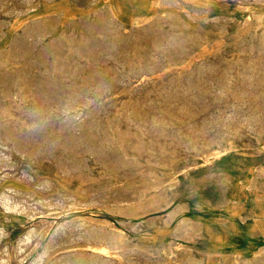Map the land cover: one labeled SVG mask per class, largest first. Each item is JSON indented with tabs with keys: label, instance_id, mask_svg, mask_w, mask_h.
<instances>
[{
	"label": "rangeland",
	"instance_id": "obj_1",
	"mask_svg": "<svg viewBox=\"0 0 264 264\" xmlns=\"http://www.w3.org/2000/svg\"><path fill=\"white\" fill-rule=\"evenodd\" d=\"M0 8V75H29L26 61L48 48L33 72L56 63L63 78L47 96L18 77L0 83V264H264V0Z\"/></svg>",
	"mask_w": 264,
	"mask_h": 264
},
{
	"label": "bare ground",
	"instance_id": "obj_2",
	"mask_svg": "<svg viewBox=\"0 0 264 264\" xmlns=\"http://www.w3.org/2000/svg\"><path fill=\"white\" fill-rule=\"evenodd\" d=\"M52 1V0H51ZM34 2V1H33ZM74 2V1H73ZM96 2V1H95ZM13 3V2H12ZM93 3V2H92ZM209 3V2H208ZM116 7H118V6H116ZM8 8V7H7ZM27 8V7H26ZM25 8V9H26ZM1 9V8H0ZM12 10V9H11ZM116 11V10H115ZM247 11V10H246ZM6 12V11H5ZM118 12V11H117ZM120 12V11H119ZM109 13V12H108ZM111 13V12H110ZM115 13V12H114ZM119 15V14H118ZM121 15V14H120ZM254 16V15H253ZM10 17V16H9ZM96 19V18H95ZM21 20V19H20ZM85 22V21H84ZM135 22V21H134ZM134 22H132V24L134 23ZM180 22V21H179ZM113 23V22H112ZM111 23V24H112ZM248 23V22H247ZM261 23V22H260ZM3 24H4V22H3ZM6 24V23H5ZM43 25H38L37 26V28L35 29V30H33V31H31V33L29 34V36L28 37H30V39H31V43H26V44H22V46L20 47V49L22 50V52H24V54H26L25 55V57L26 58H29L28 57V55H31L32 53L34 54V51H35V47H37V44H39V42H41V39L43 38V37H45L46 35H47V27H48V25L47 24H45V23H42ZM115 25V24H114ZM134 25V24H133ZM6 26V25H5ZM116 26H117V24H116ZM244 26V25H243ZM54 27V26H53ZM136 27V26H135ZM184 27V26H183ZM31 29H32V27H31ZM73 29V28H72ZM85 29V28H84ZM116 29V28H115ZM139 32V31H138ZM243 32V31H242ZM246 32V31H245ZM81 33V32H80ZM136 33V32H135ZM182 33V32H181ZM2 34V33H1ZM65 34V33H64ZM178 34H179V32H178ZM83 35V34H82ZM81 35V36H82ZM111 35V34H110ZM219 35V34H218ZM242 35V34H241ZM264 37V36H263ZM84 38V37H83ZM114 38V37H113ZM207 38V37H206ZM84 39H86V38H84ZM83 40V39H82ZM238 40V39H237ZM88 41V40H87ZM91 41V40H90ZM111 41V40H110ZM72 42V41H71ZM75 42H77L78 43V41H75ZM121 43L120 44H122V41H120ZM68 43V42H67ZM66 43V44H67ZM85 43V42H84ZM89 43V42H88ZM175 43V42H174ZM71 44V43H70ZM69 44V45H70ZM75 44V43H74ZM74 44H72V45H74ZM79 44H81V43H79ZM78 44V45H79ZM93 44H95V42L93 43ZM118 44V43H117ZM119 44V45H120ZM72 45H70V46H72ZM85 45V44H84ZM88 45V44H87ZM90 45H91V43H90ZM89 45V46H90ZM68 46V45H67ZM75 46V45H74ZM81 46V45H80ZM93 46V45H92ZM125 46V45H124ZM78 47V46H77ZM77 47H75L74 49H76ZM84 47V46H83ZM85 47H86V45H85ZM119 47V46H118ZM128 47V46H127ZM38 48V47H37ZM73 48V47H72ZM72 48H70V49H72ZM80 48H82V47H80ZM90 48H93V47H90ZM122 48V47H121ZM157 48V47H156ZM159 48V47H158ZM66 49V48H65ZM70 49H68V51L70 50ZM73 49V50H74ZM86 49V48H85ZM39 50V49H38ZM62 50V49H61ZM65 51V50H64ZM75 51V50H74ZM112 51V50H111ZM21 52V53H22ZM59 52H61V51H59ZM59 52H57V53H59ZM81 52V51H80ZM50 53H52V50L51 49H48V48H46V49H41V50H39V51H37V54L36 55H33V56H35V57H33V56H31V59L29 60V61H26L27 62V65L29 66V70H28V72H29V75L28 74H26L25 75V73H24V76H22V75H18L17 77L19 78V79H22L23 80V83L25 84V85H27V88H28V86H30L29 88H33V90L37 93V95H40V96H47V94H48V86L49 85H51L52 83L54 84V86H56V85H58L59 83H62L63 82V78H62V74H61V71L59 70V67H56V63H55V66H54V64L52 63V61H51V63L53 64V66H52V68L50 69V70H48V72L46 73V75L44 74L45 73V71H44V73H41V74H44V76L45 77H43L42 76V78H40L39 76H37L36 74V70H38L39 68H37L38 67V65L37 64H40V62L41 61H43V59H44V57L45 56H47V55H49ZM73 53V52H72ZM194 53V52H193ZM23 54V53H22ZM62 54L64 55V53L62 52ZM67 54V53H66ZM71 54V53H70ZM75 54V53H74ZM134 54V53H133ZM187 54V53H186ZM253 54V53H252ZM58 55V54H57ZM62 55V56H63ZM75 55H77V54H75ZM24 56V55H23ZM53 56H55V54L53 55ZM66 56V55H65ZM72 56V55H71ZM189 56V55H188ZM66 57H68V56H66ZM153 57V56H152ZM238 57V56H237ZM2 58V57H1ZM17 58V56L15 55V59ZM21 58H23V57H21ZM26 58H25V60H26ZM52 58V57H51ZM53 58H55V57H53ZM60 58V57H59ZM58 58V59H59ZM63 58V57H62ZM81 58V57H80ZM151 58V57H150ZM233 58V57H232ZM262 58V57H261ZM48 59H49V57H48ZM56 59V58H55ZM55 59H52V60H55ZM65 59V58H64ZM68 59V58H67ZM74 59V58H73ZM79 59V58H78ZM100 59V58H99ZM24 60V61H25ZM45 60V59H44ZM57 60V59H56ZM81 60V59H80ZM79 60V61H80ZM260 60V59H259ZM1 61V60H0ZM23 61V62H24ZM64 61V60H63ZM68 60H66V62H67ZM73 61V60H72ZM86 61V60H85ZM151 61V60H150ZM185 61V60H184ZM3 62V61H2ZM49 62V61H48ZM56 62V61H55ZM66 62H63V63H66ZM75 61H73L72 63H74ZM77 62V61H76ZM84 62V61H83ZM15 60L12 58V57H10V56H8V57H6L5 58V60H4V62L2 63V65H3V67L4 68H6V67H8V66H10V64L11 65H14L15 66ZM61 63H62V61H61ZM60 63V64H61ZM62 63V64H63ZM79 63V62H78ZM80 63H82V62H80ZM24 64V63H23ZM43 64H44V62H43ZM130 64V63H129ZM253 64V63H252ZM41 65V64H40ZM46 65H47V63L44 65L45 67H46ZM48 65H49V63H48ZM51 65V64H50ZM49 65V66H50ZM67 65H69L70 66V63L69 64H67ZM81 65H83V63L81 64ZM175 65V64H174ZM24 66H25V64H24ZM62 66H64V65H62ZM68 66V68H70ZM74 66V65H73ZM78 66V65H77ZM238 66V65H237ZM40 67V66H39ZM65 68H66V66H64ZM75 67V66H74ZM74 67H72L73 69H74ZM82 67V66H81ZM84 67V66H83ZM203 67V66H202ZM205 67V66H204ZM248 67V66H247ZM25 68V67H24ZM75 68H77V67H75ZM235 68V67H234ZM3 69V68H2ZM13 69V68H12ZM41 69V68H40ZM46 70H47V68H45ZM71 69V68H70ZM72 69V70H73ZM82 69H85V67L84 68H82ZM92 69H94V68H92ZM130 69V68H129ZM0 70H1V68H0ZM4 71H5V69H3ZM1 71V72H4V71ZM21 70H24L23 68L21 69ZM36 71L35 73L33 72V71ZM68 70V69H67ZM86 70H87V67H86ZM200 70H201V67H200ZM207 70V69H206ZM39 71V70H38ZM77 71V70H76ZM80 71V70H79ZM88 71H90V69L88 70ZM87 71V72H88ZM208 71V70H207ZM210 71V70H209ZM216 71V70H215ZM214 71V72H215ZM0 72V73H1ZM7 72H8V70H7ZM21 72V71H20ZM25 72V71H24ZM27 72V73H28ZM32 72V73H31ZM42 72H43V70H42ZM65 73L67 72V71H64ZM71 72V71H70ZM78 72V71H77ZM80 72H82V71H80ZM85 72V71H84ZM83 72V73H84ZM153 72V71H152ZM238 72V71H237ZM5 73H6V71H5ZM72 73H74V72H72ZM71 73V74H72ZM79 73V72H78ZM77 73V74H78ZM118 73V72H117ZM138 73V72H137ZM212 73V72H211ZM225 73V72H224ZM232 73V72H231ZM230 73V74H231ZM239 73V72H238ZM40 74V73H39ZM61 74V75H60ZM64 74V73H63ZM71 74L69 75V74H67V75H69V77L71 76ZM75 74V73H74ZM73 74V75H74ZM82 74V73H81ZM91 74V73H90ZM260 74V73H259ZM66 75V74H65ZM203 75V74H202ZM1 76V75H0ZM3 76V75H2ZM1 76V77H2ZM41 76V75H40ZM88 76H89V72H88ZM222 76V75H221ZM6 77V76H5ZM5 77H2V78H0V83H4L5 82V80L6 79H9L10 77V79H9V81H8V83L10 82V83H12V82H14V81H17L18 79H17V77H16V75H15V78H12V76H10V77H7V78H5ZM78 77V76H77ZM80 77V76H79ZM98 77V76H97ZM116 77V76H115ZM199 77V76H198ZM258 77V76H257ZM264 77V76H263ZM68 78V76H66V79ZM74 78V77H73ZM76 78V77H75ZM126 78V77H125ZM222 78H224V75H223V77ZM247 78H249V77H247ZM17 79V80H16ZM65 79V80H66ZM99 79V78H98ZM97 79V80H98ZM226 79V78H225ZM228 79V78H227ZM231 79H232V77H231ZM3 80H4V82H3ZM77 79H75V81H76ZM78 80H80V81H82V79H78ZM115 80V79H114ZM206 80V79H205ZM72 81H73V79H72ZM84 81V80H83ZM82 81V82H83ZM96 81V80H95ZM94 81V82H95ZM100 81V80H99ZM203 81V80H202ZM225 81V80H224ZM229 81H231V80H229ZM66 82V81H65ZM71 82V81H70ZM82 82H77V83H82ZM116 82V81H115ZM173 82V81H172ZM189 82V81H188ZM226 82V81H225ZM224 82V83H225ZM6 83V82H5ZM69 83V82H68ZM77 83H75V84H77ZM100 83V82H99ZM123 83V82H122ZM155 83V82H154ZM180 83V82H179ZM201 83V82H200ZM203 83V82H202ZM206 83V82H205ZM227 83H229V82H227ZM20 84V83H19ZM18 84V85H19ZM21 84H22V82H21ZM73 84V83H72ZM95 84V83H94ZM207 84V83H206ZM208 84H209V82H208ZM211 84V83H210ZM209 84V85H210ZM226 84V83H225ZM243 84V83H242ZM17 85V86H18ZM64 85V84H63ZM68 85V84H67ZM74 85V84H73ZM79 85V84H78ZM82 85V84H81ZM99 85V84H98ZM165 85V84H164ZM229 85H230V83H229ZM4 86V85H3ZM16 86V87H17ZM20 86V85H19ZM75 86V85H74ZM83 86H84V84H83ZM82 86V87H83ZM91 86H92V84H91ZM102 86V85H101ZM130 86V85H129ZM173 86V85H172ZM181 86V85H180ZM212 86V85H211ZM21 87H23V86H21ZM60 87V86H59ZM98 87V86H97ZM96 87V88H97ZM127 87V86H126ZM165 87V86H164ZM198 87V86H197ZM208 87V86H207ZM20 88V87H19ZM74 88V87H73ZM84 88H85V86H84ZM84 88H83V90H84ZM90 88V87H89ZM101 89L103 88V87H100ZM162 88V87H161ZM179 88V87H178ZM17 89V88H16ZM22 89V88H21ZM21 89L19 90V91H21ZM26 89V88H25ZM86 89V88H85ZM201 89V88H200ZM225 89H226V87H225ZM15 90V89H14ZM18 90V89H17ZM28 90V89H27ZM32 90V91H33ZM177 90V89H176ZM227 90V89H226ZM229 90V89H228ZM1 91V90H0ZM26 91V90H25ZM187 91V90H186ZM217 91V90H216ZM90 92V91H89ZM96 92V91H95ZM107 94H108V92L107 91H105ZM126 92V91H125ZM208 92V91H207ZM22 93V92H21ZM28 93V92H27ZM83 93H84V91H83ZM87 93V92H86ZM142 93V92H141ZM173 93V92H172ZM175 93V92H174ZM185 93V92H184ZM206 93V92H205ZM221 93V92H220ZM20 94V93H19ZM106 94V95H107ZM124 94V93H123ZM167 94V93H166ZM171 94V93H170ZM84 95H85V93H84ZM90 95V94H89ZM121 95H122V93H121ZM151 95V94H150ZM153 95V94H152ZM164 95V94H163ZM174 95V94H173ZM177 95H179V94H177ZM212 95V94H211ZM215 95V94H214ZM241 95V94H240ZM16 96L18 97V95L16 94ZM160 96V95H159ZM162 96V95H161ZM81 97V96H80ZM82 97H83V95H82ZM85 97H87V96H85ZM163 97V96H162ZM185 97H186V95H185ZM59 98V97H58ZM165 98V97H164ZM182 98V97H181ZM183 98H184V96H183ZM24 99V98H23ZM170 99H172V98H170ZM174 99V98H173ZM180 99V98H179ZM193 99V98H192ZM83 100L84 101H87V100H85L84 98H83ZM182 100V99H181ZM89 101V100H88ZM97 101V100H96ZM163 101H164V99H163ZM173 101V100H172ZM186 101V100H185ZM217 101V100H216ZM68 102V101H67ZM180 102V101H179ZM187 102V101H186ZM186 102H185V104H186ZM188 102H189V100H188ZM187 102V103H188ZM65 103V102H64ZM70 103V102H69ZM87 103V102H86ZM160 103V102H159ZM162 103V102H161ZM167 103V102H166ZM183 103V102H182ZM71 104H73V103H71ZM76 104V103H75ZM103 104V103H102ZM86 105H88V104H86ZM130 105V104H129ZM143 105V104H142ZM152 105V104H151ZM155 105V104H154ZM164 105V104H163ZM167 105V104H166ZM176 105V104H175ZM188 105V104H187ZM209 105V104H208ZM216 105V104H215ZM78 106V105H77ZM144 106V105H143ZM185 106V105H184ZM192 106V105H191ZM57 107V106H56ZM67 107V106H66ZM180 107V106H179ZM193 107V106H192ZM142 108V107H141ZM145 108V107H144ZM169 108V107H168ZM183 108V107H182ZM186 108V107H185ZM195 108H197V107H195ZM209 108H211V107H209ZM32 109V108H31ZM59 109V108H58ZM67 109V108H66ZM93 109V108H92ZM109 109V108H108ZM136 109V108H135ZM134 108L132 109V110H135ZM143 109V108H142ZM179 109V108H178ZM181 109V108H180ZM188 109V111H189V107L187 108ZM186 109V110H187ZM72 110V109H71ZM131 110V111H132ZM136 110H138V109H136ZM135 110V112H137ZM163 110V109H162ZM239 110V109H238ZM61 111V110H60ZM77 111V110H76ZM130 111V110H129ZM182 111H184V108H183V110ZM208 111V110H207ZM224 111V110H223ZM91 112V111H90ZM121 112V111H120ZM128 112V111H127ZM140 112V111H139ZM144 112V111H143ZM191 112V111H190ZM205 112V111H204ZM64 113V112H63ZM70 113V112H69ZM68 113V114H69ZM92 113V112H91ZM94 113V112H93ZM132 113H134V112H132ZM147 113V112H146ZM183 113V112H182ZM187 113V112H186ZM186 113H184V115L186 114ZM189 113V112H188ZM187 113V114H188ZM192 113V112H191ZM191 113H190V115H191ZM200 113H202V112H200ZM131 114V113H130ZM138 115H139V113H137ZM145 114V113H144ZM143 114V115H144ZM179 114V113H178ZM181 114V113H180ZM179 114V115H180ZM127 115H129V114H127ZM134 115H135V113H134ZM137 115V116H138ZM143 115H142V117H143ZM145 115H147V114H145ZM172 115V114H171ZM189 114H188V116H190ZM192 115H193V113H192ZM74 116V115H73ZM78 116V115H77ZM181 116V115H180ZM131 117V116H130ZM140 117V116H139ZM177 117V116H176ZM192 117V116H191ZM114 118V117H113ZM198 118V117H197ZM129 119V118H128ZM135 119V118H134ZM158 119V118H157ZM178 119V118H177ZM196 119V118H195ZM241 119V118H240ZM95 120V119H94ZM104 120V119H103ZM131 120V119H130ZM133 120V119H132ZM160 120V119H159ZM181 120V119H180ZM247 120V119H246ZM248 120H249V118H248ZM83 121V120H82ZM138 121V120H137ZM155 121V120H154ZM163 121H165V120H163ZM254 121V120H253ZM62 122V121H61ZM65 122V121H64ZM68 122V121H67ZM148 122V121H147ZM178 122H179V120H178ZM214 122V121H213ZM102 124V123H101ZM145 124V123H144ZM157 124V123H156ZM164 124V123H163ZM210 124V123H209ZM106 125V124H105ZM134 125V124H133ZM148 125V124H147ZM150 125V124H149ZM71 126V125H70ZM96 126V125H95ZM160 126V125H159ZM158 126V127H159ZM83 127V126H82ZM135 127V126H134ZM145 127V126H144ZM152 127V126H151ZM169 127V126H168ZM255 127V126H254ZM32 128V127H31ZM94 128V127H93ZM136 128V127H135ZM79 129V128H78ZM101 129V128H100ZM111 129V128H110ZM113 129V128H112ZM139 130L141 129V128H138ZM150 129V128H149ZM162 129V128H161ZM256 129V128H255ZM254 129V130H255ZM144 130V129H143ZM88 131V130H87ZM162 131V130H161ZM245 131V130H244ZM65 132V131H64ZM77 132V131H76ZM103 132V131H102ZM112 132V131H111ZM167 132V131H166ZM165 132V133H166ZM206 132V131H205ZM231 132H233V131H231ZM72 133V132H71ZM204 133V132H203ZM236 133V132H235ZM253 133V132H252ZM262 133V132H261ZM124 134H125V131H124ZM148 134V133H147ZM149 135V134H148ZM69 136V135H68ZM67 136V137H68ZM71 136V135H70ZM177 136V135H176ZM57 137V136H56ZM55 138V137H54ZM53 137H47V140H49V141H51V142H55V139H54ZM114 138V137H113ZM181 138V137H180ZM179 138V139H180ZM253 138V137H252ZM151 139V138H150ZM166 139V138H165ZM206 140V139H205ZM103 141V140H102ZM1 142V141H0ZM145 142V141H144ZM5 143V142H4ZM82 143V142H81ZM137 143V142H136ZM7 145V144H6ZM181 145V144H180ZM150 146V145H149ZM78 148V147H77ZM172 148V147H171ZM260 148V147H259ZM149 149V148H148ZM165 149V148H164ZM240 150V149H239ZM175 151V150H174ZM88 152V151H87ZM150 153H152V151H150ZM168 153V152H167ZM22 155V154H21ZM77 155V154H76ZM24 156V155H23ZM22 156V157H23ZM96 156V155H95ZM55 157H57V156H55ZM6 158V157H5ZM86 158V157H85ZM137 158V157H136ZM2 159V158H1ZM0 159V160H1ZM128 159V158H127ZM134 159V158H133ZM138 159V158H137ZM162 159V158H161ZM169 159V158H168ZM191 159V158H190ZM126 160V159H125ZM2 161V160H1ZM129 161V160H128ZM4 163V162H3ZM44 163V162H43ZM150 164V163H149ZM152 164V163H151ZM9 165V164H8ZM158 165V164H157ZM124 166V165H123ZM8 167V166H7ZM89 168V167H88ZM150 168V167H149ZM8 169V168H7ZM92 169V168H91ZM56 170V169H55ZM67 170V169H66ZM3 171V170H2ZM2 171H0V172H2ZM101 171V170H100ZM120 171V170H119ZM197 171V170H196ZM257 171V170H256ZM46 172V171H45ZM67 172V171H66ZM88 172V171H87ZM261 172V171H260ZM70 173V172H69ZM93 173V172H92ZM100 173V172H99ZM136 173V172H135ZM155 173V172H154ZM263 173V172H262ZM7 174V173H6ZM60 174V173H59ZM66 174V173H65ZM189 174V173H188ZM5 175V174H4ZM58 175V174H57ZM81 175V174H80ZM111 175V174H110ZM185 175V174H184ZM7 176V175H6ZM6 176H5V178H6ZM25 176H27V175H25ZM38 177V176H37ZM52 177V176H51ZM98 177V176H97ZM101 177V176H100ZM113 177V176H112ZM124 177V176H123ZM169 177H171V176H169ZM16 178V177H15ZM63 178V177H62ZM71 178V177H70ZM80 178V177H79ZM90 178V177H89ZM93 177H91V179H92ZM118 178V177H117ZM24 179V178H23ZM77 179V178H76ZM83 179V178H82ZM94 179V178H93ZM101 179V178H100ZM105 180V179H104ZM173 180V179H172ZM171 180V181H172ZM201 180V179H200ZM88 181V180H87ZM95 181V180H94ZM98 181V180H97ZM22 182V181H21ZM96 182V181H95ZM54 183V182H53ZM86 183V182H85ZM92 183V182H91ZM9 184V183H8ZM84 184V183H83ZM145 184V183H144ZM168 184V183H167ZM7 185V184H6ZM86 185V184H85ZM119 185V184H118ZM138 185V184H137ZM126 186V185H125ZM128 186V185H127ZM130 186V185H129ZM132 186V185H131ZM150 186V185H149ZM166 186V185H165ZM65 187V186H64ZM96 187V186H95ZM161 187H163V185L161 186ZM128 188V187H127ZM175 188V187H174ZM136 189V188H135ZM53 190V189H52ZM67 190V189H66ZM17 191V190H16ZM16 191H14V192H16ZM31 191H33V190H31ZM107 191V190H106ZM147 191V190H146ZM18 192V191H17ZM86 192V191H85ZM149 192V191H148ZM20 193V192H19ZM83 193V192H82ZM14 194V193H13ZM52 194V193H51ZM20 195V194H19ZM25 195V194H24ZM3 196V195H2ZM27 196V195H26ZM36 196V195H35ZM17 197H18V195H17ZM163 197V196H162ZM7 198V197H6ZM32 198V197H31ZM30 198V199H31ZM158 198V197H157ZM10 199V198H9ZM8 199V200H9ZM15 199H17V198H15ZM5 200V199H4ZM12 200V199H11ZM11 200H9V201H11ZM43 200V199H42ZM93 200V199H92ZM95 200V199H94ZM7 201V200H6ZM21 201V200H20ZM19 201V202H20ZM23 201H24V199H23ZM28 201V200H27ZM4 202V201H3ZM44 202V201H43ZM42 202V203H43ZM46 202V201H45ZM48 202V201H47ZM139 202V201H138ZM6 203V202H5ZM50 203H52V202H50ZM68 203V202H67ZM137 203V202H136ZM9 203L7 202L6 203V205H8ZM101 204V203H100ZM5 205V204H4ZM15 205V204H14ZM14 205H12V206H14ZM40 205V204H39ZM73 205V204H72ZM88 205V204H87ZM90 205V204H89ZM130 205V204H129ZM149 205V204H148ZM9 206V205H8ZM7 206V207H8ZM51 206V205H50ZM69 206V205H68ZM115 206V205H114ZM1 207V206H0ZM7 207H5V208H7ZM10 207V206H9ZM18 206L16 205V208H17ZM74 207V206H73ZM127 207V206H126ZM131 207V206H130ZM29 208V207H28ZM75 208V207H74ZM104 208V207H103ZM8 209H10V208H8ZM36 209V208H35ZM51 209V208H50ZM77 209V208H76ZM100 209V208H99ZM101 209H102V207H101ZM119 209V208H118ZM122 209V208H121ZM121 209H119V210H121ZM166 209V208H165ZM11 210L13 211V207L11 208ZM164 210V209H163ZM15 211V210H14ZM106 211H108V210H106ZM115 211V210H114ZM118 211V210H117ZM30 212V211H29ZM64 212V211H63ZM111 212H113L112 210H111ZM123 212V211H122ZM131 212V211H130ZM134 213V212H133ZM169 213V212H168ZM167 213V214H168ZM48 214V213H47ZM121 214V213H120ZM137 214V213H136ZM21 215V214H20ZM26 215V214H25ZM32 215H33V213H32ZM126 215V214H125ZM132 215V214H131ZM41 216V215H40ZM121 216V215H120ZM122 217H124V216H122ZM136 217V216H135ZM162 217V216H161ZM133 218V217H132ZM125 219V218H124ZM188 219V218H187ZM171 221V220H170ZM87 222V221H86ZM194 225V224H193ZM67 226V225H66ZM88 226V225H87ZM60 227V226H59ZM126 227V226H125ZM92 228V227H91ZM2 229V228H1ZM79 229H81V228H78V230ZM83 229V228H82ZM64 230V229H63ZM77 230V229H76ZM89 230V229H88ZM188 230V229H187ZM1 232V231H0ZM29 232V231H28ZM34 232V231H33ZM37 232V231H36ZM84 233H85V231H83ZM86 232H87V229H86ZM99 232V231H98ZM83 233V234H84ZM88 233V232H87ZM86 233V234H87ZM92 233V232H91ZM189 233V232H188ZM35 234V233H34ZM33 234V235H34ZM56 234V233H55ZM59 234V233H58ZM82 234V235H83ZM94 234V233H93ZM93 234H91V235H93ZM95 234H96V230H95ZM99 234H100V232H99ZM187 234V233H186ZM32 235V236H33ZM42 235V234H41ZM79 235H81V234H79ZM90 235V234H89ZM97 235V234H96ZM101 235H102V233H101ZM109 235V234H108ZM188 235V234H187ZM194 235V234H193ZM95 236V235H94ZM2 237V236H1ZM26 237V236H25ZM28 237V239H29V235L27 236ZM30 237H31V235H30ZM51 237V236H50ZM62 237V236H61ZM67 237V236H66ZM83 237H85V236H83ZM91 237V236H90ZM89 237V238H90ZM97 237V236H96ZM104 237V236H103ZM108 237V236H107ZM121 237V236H120ZM33 238V237H32ZM93 238L94 237H92L91 239L93 240ZM105 238V237H104ZM117 238V237H116ZM95 239V238H94ZM98 239H99V237H98ZM110 239V238H109ZM176 239V238H175ZM209 239V238H208ZM26 240H27V238H26ZM72 240V239H71ZM80 240V239H79ZM81 240H82V236H81ZM80 240V241H81ZM84 240V239H83ZM99 240H102V239H99ZM21 241V240H20ZM23 241V240H22ZM29 241V242H28ZM27 242L28 243H30V240H28ZM88 241H89V239H88ZM113 241H114V239H113ZM180 241V240H179ZM23 242H25V240L23 241ZM23 242H20V244L21 243H23ZM28 243H27V246H28ZM113 243H115V242H113ZM24 244V243H23ZM31 244V243H30ZM99 244V243H98ZM23 246V245H22ZM24 246H26V243H25V245ZM36 246V245H35ZM52 246V245H51ZM69 246V245H68ZM18 247V246H17ZM19 247H21V246H19ZM183 247V246H182ZM24 248V247H23ZM26 248V247H25ZM28 248V247H27ZM37 248V247H36ZM51 248V247H50ZM59 248V247H58ZM168 248V247H167ZM170 248V247H169ZM15 249V248H14ZM18 249V248H17ZM16 249V250H17ZM48 249V248H47ZM61 249V248H60ZM19 250V249H18ZM25 249H23V251H24ZM59 250V249H58ZM57 250V251H58ZM20 251V250H19ZM18 251V252H19ZM22 251V250H21ZM46 251H49V249L48 250H45V252H44V254L46 253ZM17 252V253H18ZM121 253V252H120ZM135 253V252H134ZM180 253V252H179ZM19 254H22L21 252L19 253ZM47 254H49L48 252H47ZM46 254V255H47ZM6 255V254H5ZM26 255V254H25ZM52 255V254H51ZM50 255V256H51ZM77 255V254H76ZM27 256V255H26ZM29 256H30V254H29ZM43 256V255H42ZM45 256V255H44ZM53 256H55V255H53ZM80 256V255H79ZM84 256V255H83ZM82 256V257H83ZM259 256V255H258ZM65 257V256H64ZM70 257V256H69ZM167 257V256H166ZM8 258V257H7ZM45 258V257H44ZM48 258H50V257H48ZM85 258V257H84ZM186 258V257H185ZM42 260H43V258H41ZM56 259V258H55ZM80 259H81V257H80ZM89 259H90V257H89ZM7 260V259H6ZM8 260H10V259H8ZM8 260H7V263H8ZM27 260V259H26ZM40 259H38V261H39ZM177 260V259H176ZM2 261H3V263H4V260L2 259ZM54 261V260H53ZM40 262V261H39ZM97 263H98V261H96ZM2 263V264H3ZM10 263V262H9ZM19 263V262H18ZM34 263H36V262H34ZM170 263V262H169ZM41 264V263H40ZM53 264V263H52ZM55 264V263H54ZM100 264V263H99Z\"/></svg>",
	"mask_w": 264,
	"mask_h": 264
}]
</instances>
